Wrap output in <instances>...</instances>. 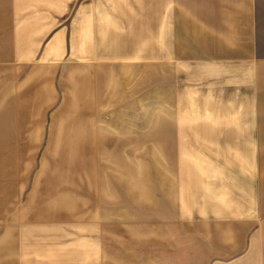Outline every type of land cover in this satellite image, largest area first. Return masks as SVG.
Returning <instances> with one entry per match:
<instances>
[{"label": "crops", "instance_id": "crops-1", "mask_svg": "<svg viewBox=\"0 0 264 264\" xmlns=\"http://www.w3.org/2000/svg\"><path fill=\"white\" fill-rule=\"evenodd\" d=\"M105 2L0 0V85L22 68L99 76L148 61L130 44L146 22L132 1ZM155 22L157 98L172 117L156 129L168 138L153 211L122 219L115 200L75 222L30 218L51 242L25 254L13 216L0 264H264V0H156Z\"/></svg>", "mask_w": 264, "mask_h": 264}, {"label": "rangeland", "instance_id": "rangeland-1", "mask_svg": "<svg viewBox=\"0 0 264 264\" xmlns=\"http://www.w3.org/2000/svg\"><path fill=\"white\" fill-rule=\"evenodd\" d=\"M116 1L106 0V8L114 10ZM131 1L134 21L146 22L130 44L148 61L133 59L130 69L100 70L99 76L77 75L75 63L67 73L22 68L20 82L12 84L10 73L0 85V211H10L0 223L20 216L22 254L51 242L45 231L31 229L34 224L28 228L30 218L75 222L83 210L108 212L115 200L122 219L153 211L164 157L156 142L168 138L156 129L171 124L172 111L157 98L156 0ZM7 232L0 229V238Z\"/></svg>", "mask_w": 264, "mask_h": 264}]
</instances>
